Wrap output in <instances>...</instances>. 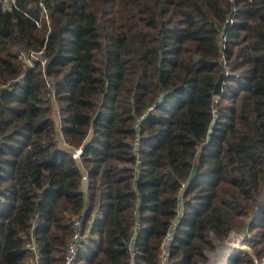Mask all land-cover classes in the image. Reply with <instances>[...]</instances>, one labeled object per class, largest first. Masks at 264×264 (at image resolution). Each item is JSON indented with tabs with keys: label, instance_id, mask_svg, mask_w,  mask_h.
Segmentation results:
<instances>
[{
	"label": "trees",
	"instance_id": "1",
	"mask_svg": "<svg viewBox=\"0 0 264 264\" xmlns=\"http://www.w3.org/2000/svg\"><path fill=\"white\" fill-rule=\"evenodd\" d=\"M7 1L0 264H30L31 234L40 264H63L84 210L83 264H128L136 223L137 264H158L177 217L170 264L239 236L225 264L261 261L264 0Z\"/></svg>",
	"mask_w": 264,
	"mask_h": 264
},
{
	"label": "built area",
	"instance_id": "2",
	"mask_svg": "<svg viewBox=\"0 0 264 264\" xmlns=\"http://www.w3.org/2000/svg\"><path fill=\"white\" fill-rule=\"evenodd\" d=\"M3 3H8L7 0H2ZM232 1V0H228ZM229 24H232V21H229ZM23 59L30 63L31 60L26 59L22 54H20ZM44 65V64H43ZM216 97V96H214ZM137 149V139L132 144V151H136ZM81 151L78 149L74 152V157L76 158L79 156ZM85 183L87 185V176L84 174L82 177V185ZM85 185V189H86ZM185 186V184H183ZM180 210H182L181 205H180ZM85 210L80 214V216L75 217L71 221L72 225V234L70 236L69 241L67 242L65 248H64V255H63V264H77L78 257L80 251L85 246V243L87 242V235L88 231L84 227V218H85ZM178 221V217L173 221L172 225L168 229V231L165 233L163 239L161 240V243L159 245V261L158 264H170V252H171V246H172V239H173V234H174V228L176 226V223ZM139 234V224L136 223L134 230H133V235L126 245V249L129 253V259H128V264H137V259H136V250L134 247V242ZM245 240V239H242ZM237 244H239L237 242ZM25 248L31 252L33 257L30 259L29 263L30 264H40L39 263V255H38V247L35 242V237L33 234L30 236L29 242L26 244ZM253 264H264V258L261 261H257L256 259L253 260ZM225 264V263H224Z\"/></svg>",
	"mask_w": 264,
	"mask_h": 264
},
{
	"label": "rangeland",
	"instance_id": "3",
	"mask_svg": "<svg viewBox=\"0 0 264 264\" xmlns=\"http://www.w3.org/2000/svg\"><path fill=\"white\" fill-rule=\"evenodd\" d=\"M60 106L58 104H54V113L53 118L55 121V127L58 130L60 128L59 122H60V112H59ZM57 140L62 145V139L60 137L59 131L57 132ZM85 183H83L82 188H85ZM243 237H232L231 239H228L223 242L215 241V249L214 251L207 252L208 261L204 264H224L226 263L228 257L233 254V251L235 249L240 250L244 249L245 252L249 251L247 244L245 243V240H241ZM237 241H239V244H237ZM87 249L83 251V258L77 261V264H83L85 256L89 252H91L95 248V243L87 244ZM226 248V249H225ZM247 248V250H246ZM83 250V249H82ZM227 252V253H226ZM81 262V263H80Z\"/></svg>",
	"mask_w": 264,
	"mask_h": 264
},
{
	"label": "water",
	"instance_id": "4",
	"mask_svg": "<svg viewBox=\"0 0 264 264\" xmlns=\"http://www.w3.org/2000/svg\"><path fill=\"white\" fill-rule=\"evenodd\" d=\"M50 67H51V65H50V63H48L47 64V67H46V74H49L50 73ZM221 79H219L218 80V82H217V84H216V86H215V89H214V91H213V94L215 95V96H220L221 95Z\"/></svg>",
	"mask_w": 264,
	"mask_h": 264
},
{
	"label": "crops",
	"instance_id": "5",
	"mask_svg": "<svg viewBox=\"0 0 264 264\" xmlns=\"http://www.w3.org/2000/svg\"><path fill=\"white\" fill-rule=\"evenodd\" d=\"M83 191H84V193L86 192V189L85 188H83ZM246 250H247V248H246Z\"/></svg>",
	"mask_w": 264,
	"mask_h": 264
},
{
	"label": "bare ground",
	"instance_id": "6",
	"mask_svg": "<svg viewBox=\"0 0 264 264\" xmlns=\"http://www.w3.org/2000/svg\"><path fill=\"white\" fill-rule=\"evenodd\" d=\"M226 249V248H225ZM227 253V252H226Z\"/></svg>",
	"mask_w": 264,
	"mask_h": 264
}]
</instances>
